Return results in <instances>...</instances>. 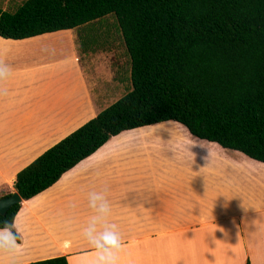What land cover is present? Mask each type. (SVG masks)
<instances>
[{"label":"crops","instance_id":"obj_1","mask_svg":"<svg viewBox=\"0 0 264 264\" xmlns=\"http://www.w3.org/2000/svg\"><path fill=\"white\" fill-rule=\"evenodd\" d=\"M102 52L81 50L78 29L23 40L0 36V66L7 70L0 79V192L14 193L21 170L122 98L130 82L121 77L116 84ZM93 191H106L109 220L127 249L117 253V264H264L247 239L257 224L264 246V163L178 123L113 137L23 201L16 216L21 251H0V264L61 256L89 263L98 252L82 233Z\"/></svg>","mask_w":264,"mask_h":264},{"label":"trees","instance_id":"obj_2","mask_svg":"<svg viewBox=\"0 0 264 264\" xmlns=\"http://www.w3.org/2000/svg\"><path fill=\"white\" fill-rule=\"evenodd\" d=\"M109 15L121 31L131 89L17 174L13 188L23 201L113 137L165 122L264 163V0H26L15 12L0 10V36L23 40ZM21 208L0 215V227ZM29 264L69 263L61 256Z\"/></svg>","mask_w":264,"mask_h":264},{"label":"rangeland","instance_id":"obj_3","mask_svg":"<svg viewBox=\"0 0 264 264\" xmlns=\"http://www.w3.org/2000/svg\"><path fill=\"white\" fill-rule=\"evenodd\" d=\"M26 0H0V10L15 12L22 6ZM79 33V43L81 50L96 49L97 51H103L111 58L109 63H112L114 78L116 84L120 83L118 79L121 77H127L129 82L130 76V62L126 54L124 45H122L123 40L121 36V31L117 19L114 15H109L98 21L90 23L84 27L78 29ZM130 83L123 84L124 87L127 86L126 92H123V87H121L120 93H124L121 97L126 95V93L131 89ZM121 99V98H120ZM164 124L176 125L177 123L168 122ZM179 125V124H178ZM257 224L255 226H249L247 230V239L249 242V248L254 251V253L262 257L264 255V246L259 239V235L256 231ZM121 251H127V249H121ZM98 255L95 258L88 259L90 262L87 264H94L97 262ZM120 264H123L120 262Z\"/></svg>","mask_w":264,"mask_h":264},{"label":"clouds","instance_id":"obj_4","mask_svg":"<svg viewBox=\"0 0 264 264\" xmlns=\"http://www.w3.org/2000/svg\"><path fill=\"white\" fill-rule=\"evenodd\" d=\"M7 70L0 66V79L5 78ZM88 205L92 215L83 229V236L98 252L97 264H117V253L123 248V238L118 227L111 223V205L106 191H93L88 194ZM20 228L17 217L5 221L0 227V251H21Z\"/></svg>","mask_w":264,"mask_h":264},{"label":"water","instance_id":"obj_5","mask_svg":"<svg viewBox=\"0 0 264 264\" xmlns=\"http://www.w3.org/2000/svg\"><path fill=\"white\" fill-rule=\"evenodd\" d=\"M22 202L23 200L17 192H14L11 196L1 198L0 215L5 216L13 206L20 204Z\"/></svg>","mask_w":264,"mask_h":264}]
</instances>
